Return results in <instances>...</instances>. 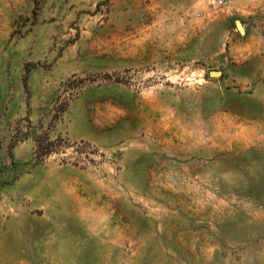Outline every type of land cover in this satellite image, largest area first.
I'll return each mask as SVG.
<instances>
[{
    "label": "rangeland",
    "instance_id": "374dc122",
    "mask_svg": "<svg viewBox=\"0 0 264 264\" xmlns=\"http://www.w3.org/2000/svg\"><path fill=\"white\" fill-rule=\"evenodd\" d=\"M0 264H264V0H0Z\"/></svg>",
    "mask_w": 264,
    "mask_h": 264
},
{
    "label": "built area",
    "instance_id": "2783aa9c",
    "mask_svg": "<svg viewBox=\"0 0 264 264\" xmlns=\"http://www.w3.org/2000/svg\"><path fill=\"white\" fill-rule=\"evenodd\" d=\"M222 2V0H219V3H221Z\"/></svg>",
    "mask_w": 264,
    "mask_h": 264
}]
</instances>
